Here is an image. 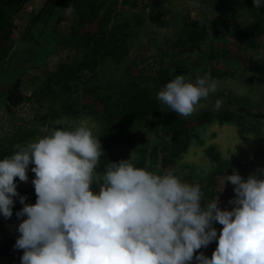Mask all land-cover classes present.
Masks as SVG:
<instances>
[{"label": "clouds", "instance_id": "1", "mask_svg": "<svg viewBox=\"0 0 264 264\" xmlns=\"http://www.w3.org/2000/svg\"><path fill=\"white\" fill-rule=\"evenodd\" d=\"M217 89L210 73L194 81L177 75L156 99L187 118ZM40 131L47 134L0 159V214L11 218L19 196L16 216L26 217L14 245L23 250L21 264H264V168L246 179L235 169L225 176L235 196L231 210H222L219 197L204 202L201 186L174 168L148 170L130 156L98 171L104 151L85 123ZM30 164L34 204L17 192L16 178L26 183ZM215 223L222 225L219 235ZM213 241L210 258L197 254Z\"/></svg>", "mask_w": 264, "mask_h": 264}, {"label": "rangeland", "instance_id": "2", "mask_svg": "<svg viewBox=\"0 0 264 264\" xmlns=\"http://www.w3.org/2000/svg\"><path fill=\"white\" fill-rule=\"evenodd\" d=\"M134 1L137 3L134 7L117 6L112 20V24L122 20H128L131 24L126 56L120 62L103 63L96 74L89 76L91 84H104L106 80L125 84L136 73L142 76L143 85L156 98L158 91L166 85L153 82L155 71L163 68L166 62L162 52L169 51L171 42L183 33L188 23L217 29L223 33L226 41L235 43L236 39L230 36L234 30H253L256 22L253 12L264 20V6L249 10L248 6L253 5V0H166L156 8L146 9L142 6L151 0ZM72 16L67 8L56 7L53 0H30L23 12L15 17L17 42L10 56L0 66V76L11 64L21 39L33 28L40 32L36 35L37 46L34 47L38 56L15 77L19 90L32 96V100L10 109L0 94L1 146L15 151V145H24L47 134L40 131L42 127H47L50 132L54 128L67 129L80 123L91 127L101 142L103 125L100 118L81 109L80 100L76 97L69 101L73 112L65 111L69 99L64 95L56 97L50 90L51 86L54 87L49 85L50 78L57 67L62 63L73 64L82 58V51L65 50L60 45L61 35L71 24ZM202 49H205V44ZM263 52L255 53L256 58L261 59ZM189 67L183 75L194 81L197 76L210 73L217 81L218 89L206 100H201L197 110L186 119H192L204 110L217 112L226 109L236 112L239 107L253 113H264V80L261 77L246 73L241 66L225 59L200 67ZM217 100L222 102L218 110L215 109ZM131 132V141L117 145L114 150L121 160L131 156L134 164L145 161L147 169L150 149L155 145L163 146L168 138L147 128L145 124L132 126ZM194 134L187 152L168 169L174 168L184 181L204 187L217 167L205 155V149L213 146L222 162L230 161L235 165L225 166L224 175L216 178V184L208 189L204 202L219 197V207L231 210L232 205L228 202L235 196L234 186L230 182L224 186V178L231 175L234 169L243 177L255 173L258 168H264V122L249 117H244L241 122L214 121L198 127ZM31 168L30 164L26 183L16 178L21 188H34L32 180L35 174ZM168 169L158 167L157 172L163 173ZM19 223L16 219L7 221L5 235L17 233ZM214 227L218 235L222 225L215 223ZM213 247L214 241L207 246L209 249ZM0 264H7V259L1 258Z\"/></svg>", "mask_w": 264, "mask_h": 264}, {"label": "trees", "instance_id": "3", "mask_svg": "<svg viewBox=\"0 0 264 264\" xmlns=\"http://www.w3.org/2000/svg\"><path fill=\"white\" fill-rule=\"evenodd\" d=\"M166 0H151L142 8H156ZM30 0H0V66L10 56L17 42L15 17L22 13ZM56 7L70 8L72 12L71 24L63 33L60 45L65 50L82 51V58L73 63L60 64L50 78L51 93L60 97L64 95L69 99L65 105V111L73 112L70 100L79 98L80 107L97 115L102 121L103 135L101 146L104 155L101 157V165L98 171H103L109 162H118L121 159L115 152L117 145H125L131 141V127L136 124H145L147 128L160 132L168 141L163 145H155L148 155V170H163L176 164L179 158L187 152L195 130L211 122H241L244 117L255 118L264 122V113H253L244 107H239L236 112L220 110L217 112L204 110L192 119L164 110L159 101L142 83V76L134 74L125 84L115 80H106L104 84H91L90 75L103 63L120 62L127 54L130 39V22L122 20L112 24L119 5L135 6L134 0H53ZM253 11L254 6H248ZM253 7V8H252ZM255 26L253 30L236 29L231 37L236 42H228L223 33L209 26L188 23L184 31L171 42L169 51H163L166 59L164 67L155 71L154 84H166L177 75H183L191 67H200L206 63L225 59L241 66L249 74L259 76L264 80V52L261 59L256 58L255 53L264 51V20L253 12ZM38 29H32L20 41V47L14 55L11 64L0 76V94L8 108L17 107L28 103L32 96H27L19 90L18 79L15 78L25 67L35 61L38 56L34 47L37 46ZM205 44V49L202 46ZM81 98V99H80ZM12 149L0 145V159L11 155ZM208 160L216 164L207 179L204 187H201L204 198L208 195V189L216 184V178L222 177L226 167H233V162H222L219 153L213 146L205 149ZM34 167V165H31ZM135 166L145 168V161L135 163ZM249 174L243 176L245 179ZM17 182V192L20 196H27L25 203L34 204L36 194L34 188H21ZM234 188V187H233ZM23 207L19 202V196L14 198L13 215L5 219L0 214V259H7V264H21L23 250L14 248L19 233L10 236L5 235L7 221L18 219L16 212ZM219 235V234H218ZM217 246L214 241L212 249L202 248L209 258ZM192 264H196L195 260Z\"/></svg>", "mask_w": 264, "mask_h": 264}]
</instances>
